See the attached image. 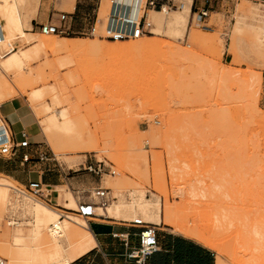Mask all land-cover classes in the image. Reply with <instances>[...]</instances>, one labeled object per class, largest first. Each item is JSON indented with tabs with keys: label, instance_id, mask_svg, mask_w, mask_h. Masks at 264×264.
<instances>
[{
	"label": "rangeland",
	"instance_id": "1",
	"mask_svg": "<svg viewBox=\"0 0 264 264\" xmlns=\"http://www.w3.org/2000/svg\"><path fill=\"white\" fill-rule=\"evenodd\" d=\"M67 1L6 5L20 16L24 35L13 37V50L0 49V108L21 99L45 135L38 129L24 165L16 166L19 151L3 161L18 179L47 175L59 185L45 187L50 203L40 200L52 210L1 188L4 264H64L87 250L89 230L72 221L88 228L75 211L81 200L119 223L164 224L211 248L219 264H264V23L253 15L264 0H216L212 7L176 0L168 13L155 10L162 12L150 21L157 33L143 36L160 43L153 50L78 57L47 50L41 58L32 49L44 37L118 42L100 36L108 0H77L66 34L44 35L31 24L38 6ZM195 4L207 11L202 20ZM229 71L233 77L225 78ZM85 155L112 164L116 174L83 171ZM11 179L15 188L28 184ZM98 185L115 197L105 208L93 197ZM51 219L62 227L57 238L48 231ZM53 244L59 255L45 260Z\"/></svg>",
	"mask_w": 264,
	"mask_h": 264
},
{
	"label": "crops",
	"instance_id": "2",
	"mask_svg": "<svg viewBox=\"0 0 264 264\" xmlns=\"http://www.w3.org/2000/svg\"><path fill=\"white\" fill-rule=\"evenodd\" d=\"M208 1V5L204 1V5L207 7H212L216 4V0ZM77 3V0L74 2L73 0H68L64 3L49 4L46 9L38 6L35 17L30 22L31 24L44 23L50 17L57 16L59 12L74 13L77 11ZM161 11L168 13L166 9ZM161 11L151 10L148 16L149 21L152 22L153 15H159L162 13ZM155 27L156 25L153 24L152 31H157ZM0 118L12 143L22 141L24 136L35 143L38 129L44 134L40 125H36L30 113L24 108V102L19 98L9 101L0 108ZM17 152L20 160H18V164L15 162L16 166H22L24 162L21 159V155L27 152V148L17 149L13 155ZM3 160L4 158L0 156V175H4L0 178L7 176V179L12 180L11 178H13L18 182L31 181L29 177H19L18 179V177L13 176L10 173L12 171L6 169L11 163L5 164ZM25 166L27 167L28 164ZM35 180H40L47 186L59 185L55 179L47 175H38ZM114 219L106 215L88 218L89 225L88 222L87 225L91 236L90 246L69 264H137L133 259H128L127 254L131 250L138 248L139 232L142 229V225L123 224ZM156 237L158 243L157 251L147 256L145 264H218V256L211 248L187 235L173 232L164 224L156 228Z\"/></svg>",
	"mask_w": 264,
	"mask_h": 264
},
{
	"label": "built area",
	"instance_id": "3",
	"mask_svg": "<svg viewBox=\"0 0 264 264\" xmlns=\"http://www.w3.org/2000/svg\"><path fill=\"white\" fill-rule=\"evenodd\" d=\"M109 8L105 17L104 33L100 35L111 40H135L141 36L150 33L151 24L148 21V12L150 10H171L178 7L176 0H108ZM195 13L198 20H202L207 16V11L201 7L200 9L195 4ZM68 12H60L54 20H48L45 23H39V30L42 34H66L70 30L68 21L70 20ZM95 27L90 29L91 34H95ZM34 144L24 136L20 142L12 143L6 129L0 128V156L13 155L17 149L28 148ZM26 152L21 155L23 162L32 159V155ZM37 157L43 160L45 157L40 153ZM82 170L102 177L104 175H115L116 170L113 165L104 160H98L94 155H85L82 164ZM47 185L40 180L30 181L24 189L15 188L14 191L20 197L46 201L50 203L47 197L50 195L46 192ZM93 197L97 198L102 206H105L114 196H110V191L107 188L96 186L93 191ZM96 202L93 200H81L78 203L76 213L84 218L103 217L95 214ZM134 225H142L139 232V246L137 249L131 250L127 257L133 259L137 264H145L147 256L157 251L158 243L156 237V228L153 224L141 222L140 220H132Z\"/></svg>",
	"mask_w": 264,
	"mask_h": 264
},
{
	"label": "bare ground",
	"instance_id": "4",
	"mask_svg": "<svg viewBox=\"0 0 264 264\" xmlns=\"http://www.w3.org/2000/svg\"><path fill=\"white\" fill-rule=\"evenodd\" d=\"M8 1L9 0H0V34H1V36H0V49L5 48L7 50H11V49L13 50V45H12L13 37H16V36H18V38L23 37L24 30H23V22L20 19V16L19 15L17 16V13L14 10V8L11 6L6 8V5L12 4V3L8 4ZM251 8H253V7H251ZM149 12H148V16H149ZM253 12H254L253 15H255V19L257 21H261L264 23V6L263 7H261V6L256 7L255 6ZM104 17H106V15ZM253 20L254 19H252V21ZM148 21H149V19H148ZM104 23H105V21L103 22V25L101 28V30L103 32V34H102L103 36L105 35ZM258 26H260V25H258ZM151 27H152V25H151ZM151 27H150V34L151 33L156 34L157 31H154V30L152 31ZM48 35H52V34H48ZM143 36H141L140 39L138 38L139 40L136 42H133V43H123V41L117 40L118 42L110 44L109 46L97 45L94 43L93 44L84 43V42H82V40L74 39V38H61V39H59V41H55V40L49 39L47 37H44V38H42V40L40 42L34 44V48L32 49V51L35 54H41L40 55L41 58L47 50L52 51V52H65V53H69V55L71 57L72 56L78 57L82 54L83 55L88 54V53L90 54L92 52H98V53H101L103 55H120V54H125V53H131V54L134 53L135 54L136 52H138V53L144 52V51L148 52V51L153 50L159 46L160 43H158L157 41L151 40V39H145V38H143ZM256 37H258V36H256ZM110 41L114 42L115 40H110ZM126 41H128V40H126ZM94 55H96V53H94ZM8 62H10V61L7 60L6 63H8ZM65 63H71L72 64L73 58L68 59L66 61H64V60L60 61V66H63ZM225 75H226L225 78L226 77L231 78V76L233 77L234 73L233 72L230 73V71H229ZM1 96H2V90L0 87V101L2 100ZM50 124L53 125L51 122H50ZM44 126L47 128L48 124L45 123ZM3 127H4V125H3V122L0 118V128H3ZM78 145H80V143ZM81 148H80V150L78 149L76 152L82 151ZM0 179H4V180L8 181V183H4L2 181L0 182V200H1L5 197V191L3 189H1L2 187L12 188V189H15V187H13L12 184H10V182L12 180L7 179L6 177L0 178ZM263 192H264V190H263ZM263 192L261 193L262 195L264 194ZM262 195H261V197H262ZM256 197H258V196H256ZM263 197H264V195H263ZM261 199H263V198H261ZM32 200L40 202V200H36V199H32ZM42 202H40V203L42 204V206L45 209H51L48 205H46L45 203H42ZM106 206H102V207L105 208ZM55 212L57 213V215L60 214L57 211H55ZM95 214H96V211H95ZM136 220H140V219H136ZM72 221L75 222L76 224H78L80 227L88 229L84 223L77 222L74 220H72ZM140 221L143 222L142 220H140ZM61 230H62V227L60 225V221L58 219H51L49 227H48V231L51 234V236L53 238H57L58 236H61V234H60ZM190 234L192 235V233H190ZM50 249L52 251V254H46L45 260L52 259L54 256L59 255V249L56 245L53 244L52 248H50ZM69 262L70 261L68 259L64 260V264H69ZM2 263H3V261L0 258V264H2ZM218 264H219V262H218Z\"/></svg>",
	"mask_w": 264,
	"mask_h": 264
}]
</instances>
